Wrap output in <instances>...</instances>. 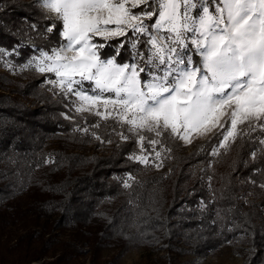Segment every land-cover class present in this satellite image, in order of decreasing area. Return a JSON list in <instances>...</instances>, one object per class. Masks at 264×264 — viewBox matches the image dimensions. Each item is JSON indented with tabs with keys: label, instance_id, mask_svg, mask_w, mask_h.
Instances as JSON below:
<instances>
[{
	"label": "trees",
	"instance_id": "1",
	"mask_svg": "<svg viewBox=\"0 0 264 264\" xmlns=\"http://www.w3.org/2000/svg\"><path fill=\"white\" fill-rule=\"evenodd\" d=\"M47 23L31 1L0 0V47L55 46V32L38 35ZM55 117L57 107L30 108L0 94V264H110L100 262L103 249L144 245L205 255L231 241L245 248L243 264H264V190L246 206L238 199L239 180L264 184L256 171L264 170V155L251 160L240 145L210 173L209 189L200 177L209 144L199 154H171L169 172H160L126 158L125 143L117 153H87L84 136ZM55 138L61 143L47 160L46 141ZM126 176L134 177L131 187Z\"/></svg>",
	"mask_w": 264,
	"mask_h": 264
},
{
	"label": "snow or ice",
	"instance_id": "2",
	"mask_svg": "<svg viewBox=\"0 0 264 264\" xmlns=\"http://www.w3.org/2000/svg\"><path fill=\"white\" fill-rule=\"evenodd\" d=\"M37 5L48 22L38 35L55 32L59 40L47 50L38 47L39 55L23 68L53 74L45 82L74 98L75 112L126 125L129 135H118L139 148L129 159L145 165L149 156L160 160L156 148L165 135L191 144L214 131L213 156L237 137L259 145L253 159L257 151L264 153V0H37ZM105 48L112 54L102 57ZM122 50L127 59L118 62ZM0 54L10 53L0 48Z\"/></svg>",
	"mask_w": 264,
	"mask_h": 264
},
{
	"label": "rangeland",
	"instance_id": "3",
	"mask_svg": "<svg viewBox=\"0 0 264 264\" xmlns=\"http://www.w3.org/2000/svg\"><path fill=\"white\" fill-rule=\"evenodd\" d=\"M25 1H31L39 8L37 0ZM23 45L24 44L14 45L7 48L0 47L5 49L6 53H10L0 54V94H8L11 97L21 98L22 101L30 108L38 106L49 107L50 105L57 107L58 118L55 117L56 121L62 126L69 127V134H71L72 131L81 133L87 142L83 145V148L86 149L89 154L98 153L106 155L110 152L117 153L116 148L120 147V143L128 144L129 152H126L127 154L124 155L126 158H129L133 153L139 154L137 144H135L131 139L125 141L118 135L120 132H124L125 135H129L126 131V125H118L112 120L102 121L99 117L92 116L89 113L75 112L74 105L71 103V100L74 98L63 97L58 93V91L52 90L51 85L45 82L46 79H54L55 77L53 74H41L32 67L23 68V65L26 64L31 57L39 55L37 48L32 47L31 49H26ZM13 49H16V51L13 52ZM109 49L108 51L112 52V49ZM106 51L107 50H105V52ZM108 55H111V53L109 52ZM193 58L196 59L195 56ZM87 86L88 85L86 83L85 87ZM96 123L100 124L99 128L93 127ZM84 127L89 128L88 133L78 130ZM93 132H95V135L99 136L100 139H96L95 136L92 135ZM65 134L66 133L64 132H58L56 137L60 138ZM145 135L152 138V134L150 133H145ZM257 135H259L258 132L253 133V137ZM193 137H195V133H193ZM59 138L48 139L46 141L45 150L47 152V160L52 159V151L60 145L61 140ZM161 139L162 145H158L156 148V151L162 152L160 160H155L154 155L149 156L150 163L146 165L150 166L152 170L160 172H169L171 154H188L192 151L199 154L207 151L209 144L210 160L206 166H202L200 168V177L204 178V182L207 184L209 189L212 184L210 173L224 166V157H228L233 151L237 150L240 145L245 144L250 148V159L253 160L252 152L253 150L259 148V145L251 143L248 137H237L235 143H232L230 147L220 148L219 155L213 156L210 154L211 150L216 148L218 143L215 138V131L203 137L193 138V142L191 144H186L184 141L175 138H169L167 135ZM147 147L148 145L145 143V148ZM162 148H170L171 151H162ZM257 155H264V153L257 151L256 156ZM154 160L155 163H161L162 161V166L155 167L152 163ZM128 178L129 176L122 178L123 185H125V182L130 184L131 180ZM253 181H255V183H253ZM238 184V199L239 202L245 206L251 204L252 202H257L260 198L261 190H264V188L260 187L263 183L258 182L251 177L239 180ZM201 207L203 208L204 204H202ZM10 230L12 233L19 232L20 227L13 226ZM69 235V231L62 233L63 237H68ZM245 254V248L238 245L234 241L227 242L214 252L205 255L195 254L191 251L174 252L162 248L159 245H144L131 247L123 252H119V250L115 248H105L100 252V262L105 263L112 260L113 262L110 264H243ZM88 259V255L80 257V260L84 262L88 261Z\"/></svg>",
	"mask_w": 264,
	"mask_h": 264
}]
</instances>
